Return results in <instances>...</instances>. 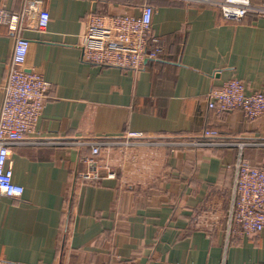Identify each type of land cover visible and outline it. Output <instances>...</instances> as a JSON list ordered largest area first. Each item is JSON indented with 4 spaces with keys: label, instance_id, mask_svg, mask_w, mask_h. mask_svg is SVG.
<instances>
[{
    "label": "crops",
    "instance_id": "0c3cea01",
    "mask_svg": "<svg viewBox=\"0 0 264 264\" xmlns=\"http://www.w3.org/2000/svg\"><path fill=\"white\" fill-rule=\"evenodd\" d=\"M43 2L48 27L23 35L26 67L51 83L50 97L36 133L11 149L24 192L0 199V264H264V229L242 236L229 217L238 161L264 166V147L139 144L126 157L115 147L101 157L98 177L84 179L89 148L33 144L129 132L170 141L204 129L264 138V115L249 120L208 107L209 92L231 78L247 92L264 89V15L234 23L204 0ZM5 3L12 13L23 6ZM144 3L155 7L148 49L162 46L157 59L138 71L83 61L78 43L88 13L139 15ZM14 40L0 25V104Z\"/></svg>",
    "mask_w": 264,
    "mask_h": 264
},
{
    "label": "built area",
    "instance_id": "2783aa9c",
    "mask_svg": "<svg viewBox=\"0 0 264 264\" xmlns=\"http://www.w3.org/2000/svg\"><path fill=\"white\" fill-rule=\"evenodd\" d=\"M204 1L218 7L221 16L234 23L241 22L248 13L264 15V6L255 5L251 0ZM154 12L152 4L144 3L139 15L88 13L78 43L83 61L138 71L147 59H157L162 46L156 45L154 49H148ZM50 19L43 0H23L19 13H12L5 0H0V25H5L15 38L0 104V199L3 196L20 197L24 192V187L13 178L11 149L16 145L27 144V137L36 133L39 118L50 97L51 83L41 73L26 67L30 41L23 32L43 31L48 27ZM208 107L218 114L240 110L247 119H255L264 115V89L247 92L243 81L231 78L209 92ZM35 143L72 144L83 149L89 148L90 154L85 158L90 170L82 178L90 179L98 177V165L103 154L115 147H120L125 157L128 155L127 148L139 144H169L190 149L235 146L242 153L246 148L264 147V138H226L214 129H204L198 138L177 137L170 141L160 137H147L141 132H129L120 139L102 137L68 142L37 140L33 142ZM131 159L136 162L137 157L132 155ZM110 176L114 177L115 174L110 173ZM229 217L235 224V231L242 236L253 237L264 229V166L254 165L243 156L237 164L235 199Z\"/></svg>",
    "mask_w": 264,
    "mask_h": 264
}]
</instances>
